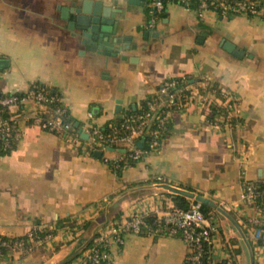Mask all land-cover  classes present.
I'll use <instances>...</instances> for the list:
<instances>
[{
	"label": "crops",
	"instance_id": "1",
	"mask_svg": "<svg viewBox=\"0 0 264 264\" xmlns=\"http://www.w3.org/2000/svg\"><path fill=\"white\" fill-rule=\"evenodd\" d=\"M103 1L117 2L121 11L114 38L123 42L115 57L79 45L71 13L63 18L72 2L0 0V59L9 61L0 70V94L47 87L80 136L73 143L42 129L31 103L19 109L21 137L10 154H0V237L26 245L7 252L0 264H75L109 224L175 208L178 194L166 185L210 202L214 264H264V242L244 226L256 213L242 200L245 183L264 181V21L200 15L167 0L152 28L151 0ZM224 41L243 57L226 52ZM182 77L188 79L182 106L167 112L163 83ZM203 79L234 101L222 123L211 121L210 106L201 104L197 83ZM149 103L169 113L157 151L114 169L123 149L88 151L89 136L82 138L88 114L104 130L144 106L149 110ZM30 233L42 241L31 243ZM113 253L110 264H187L188 248L178 235L130 234Z\"/></svg>",
	"mask_w": 264,
	"mask_h": 264
},
{
	"label": "built area",
	"instance_id": "2",
	"mask_svg": "<svg viewBox=\"0 0 264 264\" xmlns=\"http://www.w3.org/2000/svg\"><path fill=\"white\" fill-rule=\"evenodd\" d=\"M186 8L192 0H171ZM164 8L163 0H151L150 5V27L157 22V14ZM215 12L221 17L248 15L260 17L264 21V2L246 0H199L198 13L204 15L206 12ZM188 79H169L163 83L162 94L167 99V112L171 109L182 106L183 93L188 91ZM199 99L203 106L218 103V106L231 110L234 101L228 91L217 87L213 82L203 79L197 83ZM31 103L36 108L34 122L42 129L54 132L66 138L69 142L78 143L79 135L72 130V124L64 119L68 115L62 105V100L52 96L38 85L32 87L23 95L0 94V147L2 150H10L12 144L19 141L21 127L19 109ZM58 104L53 110L50 106ZM155 104L149 103V110L138 115H129L123 118L121 124L112 127L110 133H104L98 127L91 114H88L86 133L89 136L88 151L107 153L111 148L123 149L128 152L131 161L138 162L146 155L157 151L160 148V136L165 130L168 114L158 112ZM215 120L219 124L224 120L222 114H216ZM215 121V122H216ZM156 125L155 129H152ZM146 136L149 139V148H139L140 138ZM122 163V164H121ZM115 168L123 165V168L130 166L123 163V158L113 164ZM158 178V181H161ZM257 182H250L244 186L242 200L252 208L256 216L247 219L245 223L249 237L258 242L263 239L261 227H264V206L257 205V199L264 201V189H260ZM187 197L189 207L186 210L172 209L164 212H156L153 224H149L143 216L136 215L124 222H114L104 228L95 239L92 247L86 249L75 264H110L114 258L113 249L122 247L127 235H167L181 237L188 248L187 264H214L211 259L210 248L214 243L216 229L208 222V218L202 211V204L197 200L196 192ZM28 238L31 243H40L41 237L30 233ZM25 241L5 239L0 237V259L11 251H24Z\"/></svg>",
	"mask_w": 264,
	"mask_h": 264
},
{
	"label": "water",
	"instance_id": "3",
	"mask_svg": "<svg viewBox=\"0 0 264 264\" xmlns=\"http://www.w3.org/2000/svg\"><path fill=\"white\" fill-rule=\"evenodd\" d=\"M72 2V8L69 11H64V19L70 20V13L72 15L69 27L76 31L74 34L75 39L80 46L84 47V51L96 53L105 57L117 56L121 49H115V46H120L123 42L122 38L115 37L117 34V20L118 15L121 13L118 7V3L114 2L112 6L106 5L103 0H66ZM129 4H135L133 1H129ZM113 38V39H112ZM128 39H124L126 41ZM223 49L234 55V57L241 59L243 57V51L237 50L236 47L224 41L222 45ZM124 50L127 47H123ZM135 61V60H134ZM132 61V62H134ZM136 62V61H135ZM9 68V61L0 59V70H6ZM121 108L116 110L117 114H120ZM119 118L121 116L119 115ZM78 127V124H76ZM83 139H88V135L82 134ZM139 147L142 148L140 142ZM97 156H101L100 153ZM165 189L178 195H185L191 197V192L181 191L176 188L165 186ZM197 200L202 205H210V202L202 196H197Z\"/></svg>",
	"mask_w": 264,
	"mask_h": 264
},
{
	"label": "trees",
	"instance_id": "4",
	"mask_svg": "<svg viewBox=\"0 0 264 264\" xmlns=\"http://www.w3.org/2000/svg\"><path fill=\"white\" fill-rule=\"evenodd\" d=\"M163 2H164V4H165V3L167 2V0H163ZM198 7H199V0H192L190 6H189L188 8L193 9V10H196V9H198ZM37 85L39 86L40 89H42V90H46V91H48V92L50 93V95L54 96V95L52 94V92H51L47 87L42 86V85H39V84H37ZM209 106H210L211 113H212V116H211V119H210L211 121H213V119H214V117L216 116V114H222L223 116H225V114H226V109H225V108H221V107H219L217 104H211V105H209ZM50 107H51L53 110H55V109H57L58 104H53V105H51ZM146 110H147V109H146V106H144L140 111L134 113L133 115L141 114L142 112H144V111H146ZM158 112H160V111H158ZM64 120H65L66 122H68V123H71V124H72V130H73V131H76V128H75V126H74L72 120L70 119V116H69V115H67V116L65 117ZM121 122H122V120L118 121L117 123H120V124H121ZM155 128H156V125H153L152 129H155ZM111 130H112L111 128H108V129H104V130H102V131H103L104 133H110ZM142 139L145 140V141L142 142V141H141ZM140 142L142 143V148H141V147H139V148H141V149H143V150H147V149L149 148V139H148L145 135L142 136V137L140 138ZM14 146H15V143L12 144L11 149H10V150H7V151L2 150V148L0 147V154H4V155H8V154H10L11 151L14 149ZM128 154H129L128 152H123V153H122L123 163H129L130 166H134V165H136L139 161H138V162L131 161V160L128 158ZM121 164H122V163H121ZM110 167L113 168V169L115 168L114 165H110ZM247 184H248V183H245V186H246ZM256 185H257L260 189H264V181H263V180L257 182ZM173 200H174V203H175V208H173V209H180V210H186V209H188V207H189V202H188L187 196H185V195H174ZM256 202H257V205L264 206V201H262L261 198H258ZM171 210H172V209H171ZM202 211H203V213L205 214V216H206L207 218H209L210 208H209L208 206H206V205H202ZM146 221H147L149 224H153L154 218L151 217V218L147 219ZM260 229H261V231H262L263 239H262V240H259V241L257 242L258 244H262V243L264 242V227H261ZM90 247H91V246H90ZM90 247H88V248H90ZM80 256H81V255H80ZM80 256H79V257H80ZM76 257H77V255L74 256V258H76ZM66 264H71V261L68 262V263H66Z\"/></svg>",
	"mask_w": 264,
	"mask_h": 264
}]
</instances>
